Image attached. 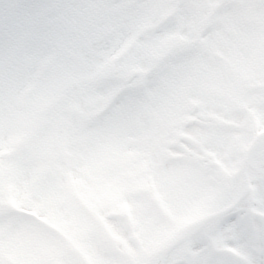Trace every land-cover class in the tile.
I'll return each instance as SVG.
<instances>
[{"label": "clouds", "instance_id": "clouds-1", "mask_svg": "<svg viewBox=\"0 0 264 264\" xmlns=\"http://www.w3.org/2000/svg\"><path fill=\"white\" fill-rule=\"evenodd\" d=\"M0 264H264V0H0Z\"/></svg>", "mask_w": 264, "mask_h": 264}]
</instances>
